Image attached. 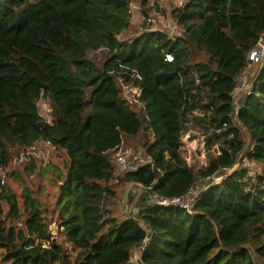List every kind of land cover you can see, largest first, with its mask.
<instances>
[{"label":"trees","instance_id":"obj_1","mask_svg":"<svg viewBox=\"0 0 264 264\" xmlns=\"http://www.w3.org/2000/svg\"><path fill=\"white\" fill-rule=\"evenodd\" d=\"M132 1L0 0V264H130L139 244L140 264H264V52L249 67L250 94L233 98L264 32V0H186L174 12L179 36L121 40ZM190 130L204 142L202 167L180 153ZM40 143L57 164L28 157L8 172ZM119 146L151 162L118 172ZM45 174L53 204L40 199ZM211 178L189 212L147 191L182 196ZM126 186L140 191L135 212L121 213Z\"/></svg>","mask_w":264,"mask_h":264},{"label":"rangeland","instance_id":"obj_2","mask_svg":"<svg viewBox=\"0 0 264 264\" xmlns=\"http://www.w3.org/2000/svg\"><path fill=\"white\" fill-rule=\"evenodd\" d=\"M186 0H134L132 1L130 5V12H131V21L129 29L122 34L120 37L121 40H129L130 38L139 35L144 32L148 31H154V30H160L164 31L168 34H170L172 37L179 36L181 34L180 29L176 25V21L174 18V12L175 10ZM248 70L245 69L243 74L241 75L238 84L240 85L247 77ZM123 95L127 98L128 101H134L135 97L137 96V90L132 87H122ZM238 92V90L236 91ZM243 101L240 102L242 104ZM38 111L41 117L46 122H51V113H50V107L47 100H40L38 102ZM196 133L193 130H190L188 133L183 134L181 137V143L182 147L180 148V153L184 161L187 165H195L197 167H202L205 165V149H204V142L201 138L195 137ZM121 149H131L129 147L122 146ZM23 152V151H21ZM21 152H17L14 154L12 160L10 169L8 172L12 171L13 168L15 170L21 172L22 167L17 168L16 166L19 164L20 166H23V162L25 160H29L28 157L33 158L36 161L37 166L44 167L47 163L53 162L54 164H57L58 159L54 153V150L50 148L45 143H40L28 150L26 155H24ZM116 154V153H115ZM245 163V161H243ZM111 164L115 167V169L118 171L116 162H115V156L113 161H111ZM252 168V167H251ZM37 170V169H36ZM36 172V171H35ZM230 172V171H228ZM48 175V174H47ZM46 178L42 180V187L44 188L42 193L40 194V199L42 200V203L45 204H53L54 202V192L56 190V187H54L53 184V177L48 175ZM21 177L23 180H25V184L27 183L30 188L35 191L38 180L35 176L28 177L27 174L21 173ZM218 178H211V179H201L199 180L196 185L193 187L195 190H199L200 188H204L207 185H213L216 182H218ZM11 179H9L8 183H11ZM15 188H17V185L13 184ZM18 190L21 189L20 186L17 188ZM140 194V191L135 189L134 187L126 186L121 192H120V210L121 213L136 211V208L133 207V203L137 196ZM193 201V200H192ZM51 230H54L53 227H51ZM137 257V262H138ZM256 262L259 264L260 261L255 258ZM130 264H136L134 261V257H131Z\"/></svg>","mask_w":264,"mask_h":264},{"label":"built area","instance_id":"obj_3","mask_svg":"<svg viewBox=\"0 0 264 264\" xmlns=\"http://www.w3.org/2000/svg\"><path fill=\"white\" fill-rule=\"evenodd\" d=\"M264 52V32L260 36L259 41L256 43V46L251 50V52L248 55L247 58V66L245 69L248 70V74L246 79L240 84L237 85L234 93L233 98L234 100L239 99L240 97L246 96L250 94V85L247 83L248 75H249V67L253 63L258 62L259 59H261L262 54ZM244 69V70H245ZM244 72V71H243ZM243 74V73H242ZM238 90V92H236ZM182 145V143H181ZM122 146H119L117 148L116 154H115V162L118 168V172L125 171V172H134L137 169H139L141 166L148 164L151 162V159L143 153L141 149L135 151L132 149H121ZM182 147V146H181ZM208 180V179H207ZM4 183V173L0 172V185H3ZM132 186V185H131ZM139 186V185H137ZM135 186V187H137ZM147 190L151 191L150 194V200L152 203H155L158 206H175L181 210H185L189 212L190 210V203L194 199V197L197 195L198 191L191 188L189 191H187L182 196H175V197H166L162 196L159 193H155L153 189L148 188ZM146 241V239H145ZM143 244L139 247H137L132 257H134V261L136 264H140L139 260L137 262V257L139 254L143 251Z\"/></svg>","mask_w":264,"mask_h":264},{"label":"water","instance_id":"obj_4","mask_svg":"<svg viewBox=\"0 0 264 264\" xmlns=\"http://www.w3.org/2000/svg\"><path fill=\"white\" fill-rule=\"evenodd\" d=\"M147 191L149 192V194H151V191H150V190H147ZM202 194H203V193L200 192L197 196L199 197V196H201ZM141 245H142V244H139L138 247L141 246Z\"/></svg>","mask_w":264,"mask_h":264}]
</instances>
